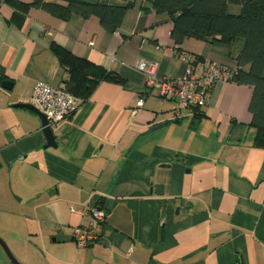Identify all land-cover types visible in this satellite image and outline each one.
Returning a JSON list of instances; mask_svg holds the SVG:
<instances>
[{"label":"crops","instance_id":"1","mask_svg":"<svg viewBox=\"0 0 264 264\" xmlns=\"http://www.w3.org/2000/svg\"><path fill=\"white\" fill-rule=\"evenodd\" d=\"M82 1L133 5L112 33L95 16L62 20L34 7L17 26L12 8L0 7V237L22 264H264V148L254 145L252 88L218 81L205 107L176 114V98L148 89L134 67L145 60L158 77H178L181 52L196 57L197 70L234 66L242 41L177 45L171 18L151 10L152 0ZM51 41L124 81H101L52 127L56 146L42 148L37 115L12 104L31 103L37 81L65 82ZM91 207L106 218L98 239L77 247L72 228L88 226ZM0 264H11L1 246Z\"/></svg>","mask_w":264,"mask_h":264},{"label":"trees","instance_id":"2","mask_svg":"<svg viewBox=\"0 0 264 264\" xmlns=\"http://www.w3.org/2000/svg\"><path fill=\"white\" fill-rule=\"evenodd\" d=\"M5 3L13 10L9 21L17 26L23 24L25 14L34 7L62 20L72 14L84 18L95 16L109 33L118 29L126 10L133 5V2L108 4L82 0H5ZM230 6H237L238 13L231 12ZM151 10L164 12L171 18L170 37L177 45L188 38L225 44L242 41L235 57V69L228 80L252 88L248 110L250 124L256 131L254 145L264 148V0H152ZM49 47L66 70L63 83L66 90L81 102L101 81H124L117 73L76 56L54 41ZM3 77L0 67V80ZM194 111L197 113V109Z\"/></svg>","mask_w":264,"mask_h":264},{"label":"built area","instance_id":"3","mask_svg":"<svg viewBox=\"0 0 264 264\" xmlns=\"http://www.w3.org/2000/svg\"><path fill=\"white\" fill-rule=\"evenodd\" d=\"M5 0H0V7L5 6ZM186 63L184 73L178 77H158L155 73V64L145 60H138L134 67L144 74L145 86L155 88L161 98L175 97L177 102L176 114L182 110L203 108L208 104L214 84L218 81L228 80L234 66L205 62L199 70L196 69V57L189 52H181ZM144 95H141L136 104L141 106ZM31 103L42 111L49 126L68 119L80 106L81 100L66 90L64 84L51 86L45 82L37 81L32 86ZM79 213L83 211L78 210ZM90 220L88 226H74L72 238L77 247H85L99 237L106 213L97 207L89 210Z\"/></svg>","mask_w":264,"mask_h":264},{"label":"water","instance_id":"4","mask_svg":"<svg viewBox=\"0 0 264 264\" xmlns=\"http://www.w3.org/2000/svg\"><path fill=\"white\" fill-rule=\"evenodd\" d=\"M1 86L5 89H11L12 87V82L10 80H2L1 81ZM12 107L14 108H25L28 109L30 111H32L34 114L37 115V117L40 120V124H41V131L44 135L45 138V144L42 146V148H47V147H55L56 143H55V137L52 131V128L49 126L48 124V120L45 116V114L39 110V108L37 106H35L33 103L30 102H16L12 104ZM159 126H154L151 127L147 130V132H150L156 128H158ZM146 132V133H147ZM0 246L2 247V249L4 250L7 258L9 259V261L11 262V264H22L11 252L10 248L8 247L7 243L0 237Z\"/></svg>","mask_w":264,"mask_h":264}]
</instances>
